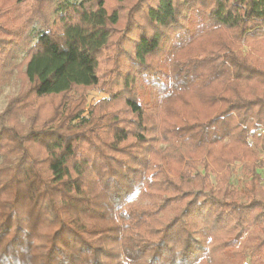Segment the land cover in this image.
I'll use <instances>...</instances> for the list:
<instances>
[{"label": "trees", "instance_id": "1", "mask_svg": "<svg viewBox=\"0 0 264 264\" xmlns=\"http://www.w3.org/2000/svg\"><path fill=\"white\" fill-rule=\"evenodd\" d=\"M9 1L0 264L264 263V0H144L122 33L108 0ZM116 35L128 68L87 112Z\"/></svg>", "mask_w": 264, "mask_h": 264}, {"label": "rangeland", "instance_id": "2", "mask_svg": "<svg viewBox=\"0 0 264 264\" xmlns=\"http://www.w3.org/2000/svg\"><path fill=\"white\" fill-rule=\"evenodd\" d=\"M3 0H0V4ZM73 2H79L81 0H70ZM109 4L116 6L121 11V21L119 25L117 26L116 31L122 33L124 28L126 27L127 23L134 18H137L139 16L138 14V8L141 4H143L144 0H108ZM9 3L13 6V10L8 13V17L14 18L16 15V8L22 6L23 4L19 3V0H10ZM136 9V12L134 11ZM141 11H139L140 13ZM140 18V16L138 17ZM20 24V23H16ZM10 28L14 30L15 26L13 27L10 24H5L4 26H1V28L4 29ZM35 30V29H34ZM6 32V31H5ZM33 33H35L33 31ZM119 34V33H117ZM118 35L115 36L114 41L112 42V45L107 48L103 54L100 56V69H99V75H100V84L91 86L89 88H79L78 90H74L73 93L70 95L71 97H77V98H86V111L88 112L90 107L99 102L102 99H105L110 96V88H111V81L108 80V77L112 74L110 73V70L112 68H115V71L120 68L123 70L128 68V61L126 59V53L129 51L130 47L127 44L128 39L125 41H121L118 38ZM123 42V43H121ZM123 46L121 48H117V52L115 51V46ZM20 60L19 58H16L15 61H13V68L18 64ZM20 67V66H18ZM17 67V68H18ZM17 70H15V75L10 78V83L5 85L3 88V92L0 93V111H3L7 104L9 103L10 99L18 93L21 87V80L16 76ZM61 101V97H52L48 98L45 102V106L48 109H51L53 106L58 105ZM85 112V113H87ZM260 172L262 173L264 177V169H260ZM242 181H244V174L241 169V165L237 164L234 166V176L232 179V183L236 187L242 186ZM249 233H246L243 238L247 237ZM260 239H263L261 236ZM218 252L214 254V256H217ZM220 261H216L215 264H219ZM241 264H251L250 260L246 258L243 263ZM264 264V263H262Z\"/></svg>", "mask_w": 264, "mask_h": 264}]
</instances>
